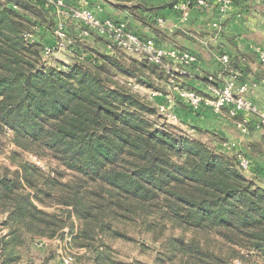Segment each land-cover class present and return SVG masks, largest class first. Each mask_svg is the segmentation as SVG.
I'll use <instances>...</instances> for the list:
<instances>
[{"label": "trees", "instance_id": "16d2710c", "mask_svg": "<svg viewBox=\"0 0 264 264\" xmlns=\"http://www.w3.org/2000/svg\"><path fill=\"white\" fill-rule=\"evenodd\" d=\"M176 3L124 7L148 22L139 9ZM51 15L44 0H0V152L13 166L0 162L8 228L0 264H50L56 254L40 240L68 235L85 250L80 263L147 264L114 257L112 239L134 240L127 226L139 228L161 264H264V183L239 154L157 123L158 107L135 89L166 93L171 74L106 39L103 49L92 45L87 38L97 35L73 21L70 60L47 59L41 37L55 36ZM226 68L241 67L230 58Z\"/></svg>", "mask_w": 264, "mask_h": 264}, {"label": "crops", "instance_id": "0c3cea01", "mask_svg": "<svg viewBox=\"0 0 264 264\" xmlns=\"http://www.w3.org/2000/svg\"><path fill=\"white\" fill-rule=\"evenodd\" d=\"M65 1L72 9L88 8L100 19L112 18L126 22L136 33L155 38L161 47L169 49L175 47L197 54L198 61L190 67L188 75L178 73L174 79L175 83L168 80L169 90L167 89L166 93L152 91L154 103L159 109L166 106L168 110L166 114L171 112L176 115L179 123L184 125L188 132L195 136L201 135L204 141L221 151L243 154L250 158L252 166L247 174L264 183V123L257 115L240 112L239 115L232 116L229 108L215 112L210 107L201 112H194L189 108L187 101L182 100L173 104L166 98L177 85L190 88L189 90L196 89L208 95L210 85L219 86L234 73L227 71V65L220 60L223 54H228L230 58L239 62L241 68L238 73L241 78L251 84L246 94L247 99L264 113V64L260 62L257 54L258 49L264 50V0H235L224 9L194 5L184 13L171 6L154 10L139 9V13L148 22L138 19L124 5L144 3L157 7L174 0ZM182 1L186 0H177ZM159 18H163V25L158 22ZM41 39L47 47L56 44V38L49 30L44 32ZM104 39L97 35L89 36L87 41L103 49ZM197 129L200 132H197ZM0 162L13 168L8 157L5 159L0 157ZM4 220L5 216L0 214L2 234L8 232V228L3 226ZM54 239L43 238L38 245L47 247ZM78 250L79 254L85 252L82 249ZM53 262L63 264L58 258L53 260L52 264Z\"/></svg>", "mask_w": 264, "mask_h": 264}, {"label": "built area", "instance_id": "2783aa9c", "mask_svg": "<svg viewBox=\"0 0 264 264\" xmlns=\"http://www.w3.org/2000/svg\"><path fill=\"white\" fill-rule=\"evenodd\" d=\"M47 6L51 8L52 14L56 15V30L55 36L58 38L55 46L46 47L47 51L57 48V50L66 48L67 26L69 21L83 26L82 34L89 36L92 33L102 36L108 41L109 47L114 50H119L122 53L136 57L139 60H146L164 68L169 74V82H174L176 74H188L191 66L197 63L198 55L194 52L178 48L161 47L157 40L153 37H148L136 33L128 27L126 22L116 21L112 18L100 19L94 12L88 8L72 9L67 6L65 0H44ZM196 0V6H208L212 3L224 4L230 3L233 0ZM181 12L187 11L189 2H177L174 6ZM162 25L163 20L158 19ZM33 37L28 35V38ZM258 58L264 64V50H257ZM229 55L223 54L220 60L224 65L229 62ZM250 83L243 81L238 72L230 74L228 79L221 85H210V93L208 95L199 93L195 90H189L183 87H175L171 94H168L167 101L177 103L185 100L189 104V108L194 112H201L207 107H210L215 112H221L224 108H229L232 116H237L240 112H248L257 115L261 122L264 123V113L254 106L246 97L250 88ZM138 86H136L137 88ZM163 107L161 108V110ZM164 111V110H162ZM169 121H178L176 116L167 113ZM245 130L247 127L244 128ZM35 161L43 166L36 157ZM240 166L244 170H249L252 166L250 158L243 154H239ZM76 249V248H75ZM77 252L67 254L63 257V264H82L76 259Z\"/></svg>", "mask_w": 264, "mask_h": 264}, {"label": "rangeland", "instance_id": "374dc122", "mask_svg": "<svg viewBox=\"0 0 264 264\" xmlns=\"http://www.w3.org/2000/svg\"><path fill=\"white\" fill-rule=\"evenodd\" d=\"M234 1L235 0H233L230 3L225 2L224 4L211 2L208 6H204V7L205 8H211L214 6V7L220 8V9H224L227 6L232 5L234 3ZM195 2H196V0H195ZM52 15H53V17H55L54 14H52ZM161 19L163 20V18H161ZM163 24H164V22L162 23V25ZM122 54H125V53H122ZM45 56L47 58H49L50 60H52V58H58V59H66L68 61L72 57L71 53L70 52L67 53V51L65 49L64 50L63 49L57 50V48L50 49L49 51H47L45 53ZM125 56L126 57H132V56L127 55V54H125ZM136 59H138V58H136ZM118 78L120 80H124V77H122V76H120ZM243 81H246V80L243 79ZM160 87L165 89V85H162V86L160 85ZM177 87H181V86L177 85ZM168 88L169 87L166 86V89H165L166 92H167ZM135 89L138 90L142 95L147 96L149 99H151L153 102H155L153 99L154 95L152 94L151 90H148L147 88L142 87V86L141 87L138 86ZM159 92L163 93L164 91L163 92L159 91ZM158 110L160 112V118L159 117L156 118L157 123L161 124L163 122H170V123L178 124L185 129V126L180 124L179 121H176V122L175 121H169V118L167 117V114H166V112H168L166 106H163L162 110H164V111H162L159 108H158ZM171 114L174 115L173 113H171ZM174 116H176V115H174ZM188 133L191 134L192 132H188ZM196 137L202 138L201 135H197V134H196ZM8 143H9V141H5L6 145L4 147H8ZM7 150H8V148H6V151ZM0 157L5 159V157H7L6 152H4V151L0 152ZM29 159L32 161H35V157L32 155H29ZM48 209L53 210L54 208L52 207V208H48ZM125 229L128 231L129 235L132 238H134V240L129 241V240H125V239L123 240L120 238L111 240V245H112V248L114 251L113 255L117 261H119L121 263L122 262H125V263H132L133 262V263H135L137 260H142V261H144V263H147V264H161V263L156 262V259H155L156 258V252L152 248L147 249V248H144L142 246V242L145 241V239H143L144 236L140 233L139 228H137L135 226H127V228H125ZM176 232H178V230H176ZM71 243H72V236L71 235L66 236L64 239L56 238L53 241H51V243L49 244V248H50L49 250H52V252H55L56 257L50 261V264H52V261L56 260L57 258L60 260V262H63L62 261L63 257L66 256L67 254H70L73 252H75V253L77 252V254H76V256H77L79 254V250L75 249ZM146 244H149L150 247L155 246V245L151 244L149 241L146 242ZM53 264H54V262H53ZM82 264H91V262H86V263H82ZM166 264H174V263L167 261Z\"/></svg>", "mask_w": 264, "mask_h": 264}]
</instances>
